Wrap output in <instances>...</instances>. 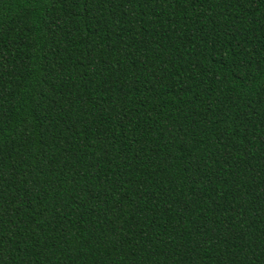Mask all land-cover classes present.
Segmentation results:
<instances>
[{
    "label": "trees",
    "instance_id": "obj_1",
    "mask_svg": "<svg viewBox=\"0 0 264 264\" xmlns=\"http://www.w3.org/2000/svg\"><path fill=\"white\" fill-rule=\"evenodd\" d=\"M0 264H264V0H0Z\"/></svg>",
    "mask_w": 264,
    "mask_h": 264
}]
</instances>
